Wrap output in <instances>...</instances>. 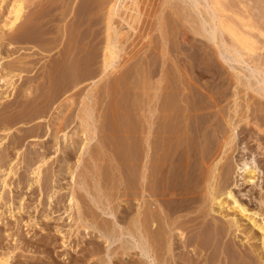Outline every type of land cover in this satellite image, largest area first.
Segmentation results:
<instances>
[{"label": "bare ground", "instance_id": "bare-ground-1", "mask_svg": "<svg viewBox=\"0 0 264 264\" xmlns=\"http://www.w3.org/2000/svg\"><path fill=\"white\" fill-rule=\"evenodd\" d=\"M55 1H63V0H0V14H1L0 16H2V19H0L1 21L0 22V108L4 112V115L0 116V132L4 133V136L0 139V146L2 145L1 142H3V140L7 138V136L9 135L10 131H12L14 125H16L18 122L27 124L35 120L40 121V119H42L47 114L48 108L52 106L54 101L55 100L57 101V98L65 95V98L63 99L65 102L59 103L60 104L58 105L59 108L57 109L58 107L57 106L54 109L55 116L54 117L52 116L50 118L48 122V126H46L47 127L46 130L50 131V134L49 132L48 134H49V139L52 140V146L56 147V151H55L56 153L58 152V150L59 151L61 150L60 145L64 143L62 153L65 157L64 159L61 158L64 161L63 162L64 166H60V167L57 166L59 167V170L57 171L58 175H55L57 181H59L60 177L63 180L65 178L64 175L67 173L70 176L71 180L73 179L75 180L74 168L76 169L79 167V164L81 165L84 163L81 161L84 157L83 156L84 154H88V156H90L94 162L90 164L91 165L93 164L92 166L93 167L95 166V168L89 167L88 162L87 161L85 162L87 163L88 170L91 168L89 172H91L92 168L96 169L95 172L99 174L98 176L100 177L102 176L103 178L102 177L101 178L103 180L105 178V180L108 181V183L106 184H109V181H111L112 178H115V176H113V174L110 173L111 170L114 168L111 169V167H113L112 165L113 163L111 164L112 166L111 165L108 166L107 163L108 158H110L112 162L114 163L116 162V164H114V167L116 168L118 174L121 175L118 177L119 179L123 180L125 174H126L125 177H127L128 174L127 172L129 170L131 171L130 172L131 175L137 176V174L135 173H139L140 166L137 164L141 162L140 159L143 158L142 152L144 150L146 151V149L148 151L151 150L152 152V155H150L151 157L150 161L148 159V162L150 163L152 162V164H150L151 166L148 164V166L151 167L148 170L152 169L150 171L152 172V174H150L148 171L149 173L148 175H151L152 177L150 179L151 180L150 190L152 191L151 194H154L155 192L154 194L155 212L152 208L151 210H148V208L146 207L147 210L145 214L143 213V215L141 216L137 213L139 216L136 218L134 217L133 224L131 225L129 224L126 228H124V231L127 234L135 235L137 237L138 242L135 245L133 244L132 247H128V245L122 243L121 246L119 247V249L122 250L121 253L122 258L123 257L126 258L128 256L127 250L133 248H141L140 254L143 256L142 247H139V245H141L147 247L151 251L152 256H154L155 263L166 264L164 259L162 258V255L165 252L166 253L171 252L172 247L175 245L174 244L175 241L177 240L181 241L179 243H182L181 247L185 249L186 244L184 238H185V234L187 233V231L185 233V230L187 229V227H189L188 225H190L189 224L190 221L185 222L186 220L182 221L183 219L181 220V218H183L184 216V219H188V220L190 219L188 218L189 217L188 215L193 214L192 210L195 207L194 205L197 202H199V198H200L201 199L200 205L195 207V208L198 207L197 213L199 215L198 214L197 215L202 217L203 220L206 219L207 217H210V219L212 220L211 223H213L212 225H214L213 228L214 227L216 228L214 229L216 230L215 233L219 230L218 228L221 226L222 228L220 229L222 231L220 232H222V236H226L230 228L233 227L235 231L242 232L244 238L246 239V242L254 241V240L259 242V244L256 243L258 245L251 243L250 253L256 258L259 264H264V208L262 209H255L253 207L250 208V205L248 207L237 197V195L229 188L228 186L229 184L227 183V180L225 178L226 177L225 175H227L228 171L226 173L219 172L220 170L223 171V162L221 161L222 164L218 166L220 159L218 161L216 160L221 151L220 150L219 152L217 151L218 155L214 156L216 154L215 152L216 150L214 149L216 145L214 147L209 142L210 140L208 142L207 140L206 142H203V140H205L204 138H206L205 136L207 135L206 134L207 131L203 132L202 129L203 128L205 129V126L207 124L206 122L208 119H210L204 112L206 110L205 107V105H207L206 103H210L208 102L209 100L205 103V100H203L204 97L202 98V96L204 95L201 96L200 89H197L200 90L199 91L200 93L194 90L196 94H193L194 92L192 93L190 92L192 94L190 96V94L188 93L189 90L186 88V92L185 90L184 92L188 93L189 96L186 94L181 95V91L176 86L178 84H173L172 80L167 82L166 80L163 79L165 82L163 86H161V82H155V85H153V83L150 82L153 77L152 76L153 74L151 75L150 73H152V71H156V69L154 68H153L154 70H150L151 72L149 74L144 73V71L146 70L140 71L139 69H134V71H132V74H134L133 75L134 79L131 81L129 80V78H131L130 77L131 73H129L127 69L129 66L126 65L127 68L126 67L125 68L127 70L121 69L122 71L121 70L118 71L117 68H115V67H119L116 66L115 63H117L116 61L118 60V58H120L121 55H123L121 53H123L128 46H131L134 43L133 42L134 40L139 39V38L136 39V37L140 36L141 38L140 34L142 32V24H144L146 17L148 16L147 15V13L149 12L148 9L153 8L151 7L152 6L151 1L133 0L134 6L132 7L131 10L132 13L129 14L125 9H123L124 7L123 5L126 2V0H86V5L78 8V9L83 8L82 11L84 12L86 18L83 16L81 17L80 15L77 18V13H76L77 10L76 11L72 10V5H71L72 3L71 1H69L65 5V8L61 11L60 17L54 18L56 16L53 15V12H55L54 10L57 8H53L52 6L54 5ZM188 1H190L189 6L197 14L199 21V27L197 30L194 31V34L207 40V42L213 43L212 45H214L215 48L213 49V51L215 50L222 60L230 61L239 66L244 65L246 69H249L250 71L249 77L254 79L255 84L249 83L247 89L252 90L253 92H255V94H257L261 98H264V63L260 62L261 56H264L262 55L264 53L259 54V52L257 51L258 47H259L258 49L264 50V48H262V46L264 45L260 47L259 46L260 43L259 41L257 42L255 37L256 33H258L260 37L264 38V30H261L255 25L252 27L248 25H244V26L238 25L237 22L234 21L235 15L232 16L233 15L232 13L231 14L228 13L229 8L226 5H224L223 3L224 0H188ZM55 5L56 6L59 5V7L60 5L62 6V4H55ZM234 8L235 7H232V9ZM60 9L61 8H58V10ZM71 11L76 13L74 15H76V18L78 20L75 23H73L74 21H71L72 23L71 24L69 23L68 26L67 24L68 21L66 22V19L71 14ZM154 12L155 9L152 11V14L150 13L151 15L148 17L152 19L154 16L153 14H155ZM137 13H139V15L141 14L140 15L141 17L138 16ZM137 16L139 18L136 21ZM236 19H238L237 16ZM238 20L241 22L240 19ZM165 21L166 20L158 18L157 30L161 34L165 33V26L167 25V24L165 25ZM98 24H102L104 27L102 38H98V36L100 35L98 31L95 32L96 30L94 31V29H91L93 26ZM125 26L127 27L125 28ZM84 27H86V29H84ZM124 29H126V31H124ZM253 32L255 33L253 34ZM178 34H179L178 40H180V42L185 44L188 40L187 33L185 31H180ZM225 36L228 37V41L225 39ZM128 37H130L129 40H127ZM125 39L127 41H125ZM168 42L170 43V40ZM2 43L4 44L6 43L7 47H11L16 44L26 43L28 47H20V48L17 47L16 49H14L13 47L12 48L13 50L11 49L12 51L11 50L4 51L5 54L3 56L2 55L3 53H1L3 52L1 51L3 45ZM254 45H255V50H254L255 52L252 51ZM21 48L28 51L33 48H36L38 53L50 54L51 52H55L57 54V57H55L54 59L49 58L48 60L49 62L51 60L52 61L49 63V67L46 66V68H48L47 78L45 77L46 73L45 75H43L45 77V78L43 77L44 80L46 81L47 79V83L45 82L47 85H44L46 87H44L42 83L41 86L40 84L36 83V81L41 77L38 76L37 78V76H32V77L27 76L28 74L32 73L34 70L37 69L36 64H38V62L41 59L42 60L44 59L45 57L43 56L44 54L41 55V57L39 56L40 58L38 60L35 59L37 57L36 56L37 54L35 53L37 52L34 53L26 52L24 54L22 53V55L21 54L17 55V53ZM133 50L134 48L132 49V51ZM31 57L34 59V61H32L33 59L30 60ZM46 65H48V62L46 63ZM179 69L181 68L179 67ZM169 73L168 74L165 73V75L166 74L169 75ZM172 73L174 74V72ZM217 73L220 72L218 71ZM221 74L223 73L221 72ZM219 75L220 74H218L217 76ZM111 76L112 78L109 80L108 78ZM88 79L91 80L92 85L87 90L85 89L86 91L83 94V96L80 98V104L78 105L77 112L75 114V118L79 122V128L78 129L76 128L77 130L74 131L70 136H68V132L66 133V131L64 132V130L67 129L71 124V114L73 112V108L76 102L74 96H66V95L72 94L75 96H80V94H82V92L84 91L81 88V86H83L81 83H85L86 80L90 81ZM200 79L201 78H199V80ZM168 80H170V78ZM101 82L105 83L104 89L107 97L110 98L111 96H113V98L111 97L113 103L111 104V106L112 105L113 106L111 107L110 104L107 103L105 108L106 111L104 110L105 112L102 114V118L100 120L101 127H99V129L101 128V130L99 131L97 130V132L102 133L101 134L102 141L100 140L101 142L99 144L98 142H96L97 145L94 142L95 145L94 149H96L97 146V150L93 153V151L91 152L90 148L93 146L94 139L95 138L97 139V137H95V134L97 133L96 132L97 127H94L95 122L92 118L96 107L95 105H97L98 103L96 104L95 101L92 103L91 100L93 97L92 95L93 90ZM183 83H185V81ZM192 83L190 85L194 84ZM197 84L198 83H196V88H197ZM42 86L43 88H41ZM79 86L81 89L79 88ZM45 88L46 91H44ZM34 91L36 92L35 94L33 93ZM191 91H193V88L191 89ZM31 96L32 98L30 99ZM13 97L19 98V102L16 98V101L18 102L16 103V105H14L15 103L10 102L11 98ZM35 100L38 101V104L43 103V105L39 108V110L37 108L36 110L34 109L32 110L31 108L33 106L29 108V106L33 104V101ZM152 101H155V108L152 107L151 109H153V111H151V113H148V115L147 114L145 115V113H143V111H145L143 110L145 108V102H152ZM18 107H20L19 110ZM15 109L17 111H15ZM30 109L31 111L28 112ZM13 111H15V113H19V115L15 114L16 117H14L15 115L13 114L10 115L9 113ZM153 114L155 115V131L152 130L150 131L151 128H148L149 131L147 132V135L145 134V139H144L143 129L145 128L143 127V125L146 123L145 124L146 127L154 126L151 125V123L153 122L151 123L149 122V119L152 117ZM143 115H145L144 118L146 117V119H143L144 121L142 125ZM246 124H248L247 121ZM240 125L241 124H239L238 126L240 127ZM35 126L36 127L33 133L30 134V136L32 137V135L34 134L33 135L34 137L35 136L40 137L39 131H41V125L39 124ZM236 127L237 126H232L230 128L231 136L227 138V140L228 139L229 140L228 141L226 140L225 146L229 144L231 137H232L231 139H234L235 136L234 130L236 129ZM26 131L29 132L27 129ZM26 131L23 130V132H25L24 134L22 131L20 132L23 135L19 137L17 141L14 140L13 142L10 141L14 144L13 146L5 147L7 148L5 150V155L4 152L3 155L0 154L1 155L0 173L3 174L2 175L3 179L1 180V188L3 189V191L0 192V203H2V201L4 200L3 198L4 189L9 186L7 183L8 182L7 179H11L15 177L17 171L20 169V164H22L19 161L22 157L18 156L20 159L16 158L15 161L13 157L10 156L8 157L9 151L7 150L10 149L12 151L14 150L16 151L17 154V150L19 149L17 148L16 150V146H18L19 144L21 145L22 139H23L22 142H24V139L30 137L26 134L27 133ZM61 132L64 133H62V135L58 137V135ZM208 133H210L209 130ZM225 135L226 134H223L222 137L225 138L226 137ZM15 137H17V135ZM15 137L13 138L16 140ZM141 138L145 140L144 142L146 143L149 142L146 144L147 146L143 145L146 148L142 147L141 149V145L145 144L143 142L141 143ZM58 139L60 140L58 141ZM212 139L213 137H211V140ZM218 139L216 138V140ZM225 139H223V141ZM214 140L215 139H213V141ZM69 141H70L69 143L70 145L68 144ZM97 141H99V139H97ZM46 142H48V139L46 140ZM40 144H42V142H40ZM214 144H216V142ZM70 147H72L71 148L72 151L74 150V152H79V156L77 155L76 162H74L73 164H70V160L72 157L71 155L72 153L69 152ZM219 148H217V150ZM257 148H259L262 151V153H264V147H261V145L258 143H257ZM230 149L231 147L229 148V151ZM26 150L32 152L30 153L29 151H27L29 152L28 155L24 151L25 154L30 157H28V159L25 161L24 159L22 160L23 162L22 165L32 175L30 182L29 183L27 182V184L29 187H31L34 184L36 186L40 185L39 183L41 181V178L43 177L42 176L44 170L43 168L47 163H49L47 161L49 160V155L46 151L42 153L38 152L39 153L38 154L31 149L27 148ZM140 154H142V156ZM139 155L141 156L140 159L137 158ZM1 157H3V159H1ZM90 157L88 160H90ZM4 158H10V159H7V161H3ZM133 158L135 160L137 158V160L140 161H138L137 163L133 161L134 160ZM1 160L3 163L5 162V164H3ZM3 167L4 169H2ZM217 167H219L220 170H218V172L216 173ZM81 168H82L81 169L82 172L79 173V177H81V179L85 178L86 180V178L89 177V174L91 175V173H88V170L86 168L85 170H87L86 172L88 173V176L86 177L87 173L83 170L84 167L81 166ZM236 168H237V173L241 172L242 174H244L242 175V179H241L243 180L244 183H247L249 185L251 184V186L255 188L259 187V181L261 179L260 170L256 166V163L252 157L247 161L242 160L239 165H236ZM126 169L128 170L127 172H125ZM136 169H138L137 172ZM144 169H147V167L143 168V170ZM122 171L124 173V176ZM112 172L114 173V175L115 174L117 175L115 171L112 170ZM141 172L143 171H141L140 169L139 174H141ZM143 173L141 175H145ZM110 174H112V178ZM92 175L95 176L97 174L94 173ZM139 176L140 175H138L137 177ZM145 177H147V175ZM101 178L99 179L98 177L97 179L101 180ZM128 178L129 180L125 178L128 181V183H125L124 185L130 184L129 183L130 180L132 182V179L134 178L136 179V177L131 178L130 174ZM147 178L149 180L150 177L148 176ZM147 178H145L146 181L144 178L142 179L143 181H145L144 183L147 182ZM125 179L123 180V182L125 181ZM135 179L133 181H135ZM137 179L138 181H136L135 184L134 183L130 184V188L133 190L136 189L137 191H140V193H142L140 188L142 187V185L140 184L141 186L140 187L138 186L139 185L138 182L140 180L139 178ZM105 180L104 182H107ZM122 180L121 181L119 180V182H122ZM114 182H116V180ZM133 184L136 185V187L138 186L139 189L133 187ZM147 184L149 185L150 181L149 183L147 182ZM111 185H114V183L109 185L110 187L114 188V186ZM143 186L145 187V184H143ZM57 189H59L57 192L55 190H54L55 192L53 191L54 192L53 196H55L54 194H58V192L63 190L60 187H58ZM111 189H109V191H111ZM146 189L148 190V188ZM145 190L143 189V191ZM137 191H132V192L138 193ZM201 192H204L203 195ZM113 193L114 192L112 190V192L110 194L108 193V195L106 196L107 197L109 196L110 199L112 200L114 199V197L111 198V196H113L112 195ZM148 193L150 194V192ZM75 197L76 196L74 195V193L68 195V204L64 205V212L67 213V218L71 220V222L72 221L75 222L74 220L75 218L73 217L75 209H77L78 214L81 213L80 206L78 204V201L76 200L77 197L76 198ZM109 197L108 200H110ZM21 201H22L21 199L18 201L17 213H19L20 210H23L24 208L23 205L21 204L22 203ZM139 201L140 200H138V202ZM191 206L194 207L190 209ZM112 210L114 212H117L118 208L113 207ZM8 213L10 217L15 216V214L17 215V213H14L11 210H9ZM1 214L2 213L0 212V221L2 219ZM214 215L219 216L222 220H224L223 221L224 224L221 223L216 224ZM194 218H192L193 220L191 219V222L194 221ZM86 221L87 222L90 221L91 225L93 224L95 229L101 232L102 237H104L106 240L107 246H109V244L112 241H120V238L122 237L121 236L122 232H118L116 226L114 227L113 225V228H111L108 226L109 224L108 225L105 224L104 221H96L93 216L90 219H86ZM196 223L194 222V224ZM206 223H208L205 224V226H207L206 233H208V230L211 229V227L208 229L210 222L206 221ZM209 232L211 233L208 234H212L213 236L214 232L212 233V230H209ZM255 232L258 233L259 235L257 236ZM198 234L199 236L197 235L196 237L197 239L199 237L197 244L204 243V242H199L200 238L202 240V237H200L201 233ZM204 234L203 237L208 236V234L205 235ZM209 237L211 236L209 235ZM205 239H209V238H203V240ZM1 240L2 239L0 237V243ZM16 242H19V240L17 241V238L15 240V243ZM20 244H22V242ZM1 245H0V249H1ZM236 245L238 246V244ZM10 248H12V250L6 248V250L2 249L0 251V264H21L22 260H20V257L16 254L15 252L16 248L15 249H13V247ZM96 249L95 250L93 249L91 254L89 253L90 260H92L94 257L96 259V254L98 251V250L96 251ZM229 250L230 249H228L229 255L230 257H232L233 253ZM246 254L248 255V253ZM249 257L250 256L245 258L246 260L242 261L241 263L252 264V261ZM31 261L33 264H42L40 260L33 259ZM24 262L27 263L26 260H24ZM100 264H102V262H100Z\"/></svg>", "mask_w": 264, "mask_h": 264}, {"label": "rangeland", "instance_id": "rangeland-1", "mask_svg": "<svg viewBox=\"0 0 264 264\" xmlns=\"http://www.w3.org/2000/svg\"><path fill=\"white\" fill-rule=\"evenodd\" d=\"M69 1H71V3H72L71 4L72 10L73 11L77 10L76 11L77 18L79 17V15L81 17L83 16L86 18L84 12L82 11L83 8L78 9L81 6L83 7L86 5V0L55 1L54 5L55 4H62L63 7L61 5H60V7H59V5H57L58 7L56 5L52 6L53 8H57L54 10L57 14L55 12H53V15L56 16L54 18L60 17L61 11L65 8V5ZM150 1H151V5H152L151 7H153V8L150 7L151 9H148L149 12L147 13V15L150 16L152 14V11L155 9V12H154L155 14H153L154 15L153 18L151 19L148 16L146 17L144 24H142V32L140 34L141 38H140V36L136 37V39H138V38L139 39L134 40L133 41L134 43L131 46L127 47V49L125 50L126 52L124 50H123L124 52L122 51L123 53H121V54H123V55H121V57H120L121 59L118 58V60L116 61L117 63H115V65L119 66V67H115V68H117L118 71L121 69L122 70L128 69L129 73H131V76H130L131 78H129L130 81L134 79L133 78L134 74H132V71H134V69H139L140 71L146 70V71H144L145 74H149L151 72L150 70L156 69V71H152V73H150L151 75L153 74L152 75L153 77H152V79L150 78L151 81L150 80L149 81L151 83H153V85H155V82H161V86H163L165 83L164 80H166L167 82L172 80L173 84H178L176 86L181 91V95L186 94L189 96V94H190V96H191L192 92H194L193 94H196L195 91L198 93L201 92L200 93L201 96L204 95V96H202V98L204 97L203 100H205V103L208 100H209L208 102H210V103H206L207 105L204 104L206 107V110L204 112L208 116V118H210V119L207 120V122H206L207 124L205 126V129L204 128L202 129L203 132L207 131V133H206L207 135L205 136L206 138H204L205 140H203V142H206V140L208 142L210 140L209 142L214 147L216 145V147L214 148L216 150L215 151L216 154L214 156L218 155L219 150L221 151L216 161H218L220 159L218 166L220 164H222V162H223V171H221L219 169V167H217L216 173L218 172V170H220L219 172H222V173H226L228 171L227 175H225L226 176L225 178L227 180V183L229 184L228 185L229 188L237 195V197L243 203H245L248 207L250 205V208H252V207L255 209L264 208V153H262V151L259 148H257V143L260 144L261 147H264V98H261L260 96L255 94V92H253L252 90L247 89V86L249 83L255 84L254 79L249 77V73H250L249 69H246V67L244 65L239 66V65L232 63L230 61L222 60L219 57V55L217 54V52L215 50L213 51V49H215L214 45H212L213 43L207 42V40H205L202 37L194 34V31L197 30L199 27V21H198L197 14L189 6L190 1H188V0H150ZM153 1H155V2H153ZM75 3L77 4V6ZM223 3H224V5H226L229 8L228 13H230V14L232 13L233 14L232 16L235 15L234 21L237 22L238 25H241V26L242 25L243 26L248 25L251 27L255 25L258 28H260L261 30H264V0H224ZM232 3H233V5H232ZM123 6H124L123 9H125L127 11V13H129V14L132 13L131 10H132V7L134 6L133 0H126V2L124 3ZM232 7H235V8L232 9ZM58 8H61V9L58 10ZM75 8H77V9H75ZM78 10H81L82 13H81V11H78ZM73 11H71V14L66 19V22L68 21V23H67L68 26H69V23L70 24L72 23L71 21H74L73 23H75L78 20L76 18V15H74L76 13H74ZM137 15L140 16L141 14L139 15V13H137ZM138 16L136 18V21L139 18ZM236 16L238 19L241 20V22L238 19H236ZM158 18L166 20L165 25L166 24L167 25L165 26V33L164 34H161L157 30ZM0 19H2V16H0ZM257 23H258V25H257ZM126 27L127 26H125V28ZM84 29H86V27H84ZM91 29H94V31L96 30L95 32L98 31V33L100 34L98 36V38H102L103 29H104L102 24L95 25ZM145 30L146 31L148 30V31L146 32ZM124 31H126V29H124ZM180 31H185L187 33L188 40L185 44L180 42V40H178V35H179L178 33ZM254 33L255 32H253V34ZM255 37H256L257 42L259 41L260 47L262 45H264V38L260 37L258 35V33H256ZM129 39H130V37L127 38V40H129ZM225 39L228 41V37L225 36ZM127 40L125 39V41H127ZM169 40H170V43L168 42ZM168 43H169V46H168ZM2 44L3 45H2L1 51H3V52H1V53H3L2 54L3 56L5 54L4 51H6V50L10 51L13 47H14V49H16L17 47L18 48L28 47V45H26V43L16 44V45H13L11 47H7L6 43L5 44L2 43ZM133 48H134V50L132 51ZM258 48H257V51L259 52V54L264 53V50L258 49ZM262 48H264V46H262ZM3 49H5V50H3ZM21 49L19 50L17 55L18 54L22 55V53L24 54L26 52L27 53L37 52L36 48H33L29 51L22 49L23 52ZM254 50H255V45L253 46L252 51L255 52ZM35 54H37L36 55L37 57L35 59L38 60L41 57V55H43L44 53H38L37 52ZM262 55H264V54H262ZM43 56H45L44 59L43 60L41 59L38 62V64H36L37 69L34 70L32 73L27 75L30 77H32V76H37V78H38V76L41 77L36 81V83L40 84V86H41V83L43 84V86L47 85L46 84L47 79H46V81L44 80L45 77L47 78V74H48V68H46V66L49 67V63L52 61L51 60L49 62L48 61L49 58L54 59L55 57H57V54L55 52H51L50 54H44ZM33 58H34V56H33ZM33 58L31 57L30 60ZM125 60H127V61H125ZM32 61H34V59ZM43 61H44V63H43ZM47 62H48V65H46ZM260 62L264 63V56H261ZM212 63H214V64H212ZM126 65L129 67L127 68ZM179 67L181 69H179ZM44 69L46 70V72ZM198 69H200V70H198ZM216 69H218V70H216ZM182 70H184V71H182ZM41 71H42V73H41ZM164 71L167 74L169 72H171V73H169V75H171V76L166 74L167 75V77H166ZM216 71L217 72L219 71L220 73H217ZM172 72H174V74ZM221 72L223 74H221ZM45 73H46V75H45ZM41 74H42V76H41ZM218 74H220L221 76L220 75H219L220 77L217 76ZM43 75H45V77ZM111 78H112V76L109 77L108 79L110 80ZM169 78H170V80H168ZM199 78H201V79L199 80ZM88 80H90V79H88ZM187 80H189V81H187ZM184 81H185V83H183ZM191 83L193 85H190ZM196 83L199 84V85L197 84V88H196ZM81 84L83 85V86H81V88L84 91L82 92V94H80V96H75L72 94L66 95V96H74L75 102H76L74 105V108L72 106L73 112L71 114V124L69 125V127L67 129L64 130V132L65 131H66V133L68 132V136H70L74 131H76L79 128V122L75 118V114L77 112L78 105L80 104V98L83 96L85 91L88 88H90L92 85L91 80L90 81L86 80L85 83H81ZM188 85L191 87H189ZM43 86L41 88H43ZM104 86H105V83L101 82L96 86V88L92 92V95H93L92 100H91L92 103L94 101L96 102V104L98 103L97 105H95L96 107H95V111L93 113V118H92L95 122L94 127H97L96 132H97V130L98 131L101 130V128L99 129V127H101L100 126L101 125L100 120L102 118V114L106 111L105 108H106L107 103H109L110 106H111V104H113L112 100H111V97L113 98V96H111L110 98L107 97V95L105 93ZM198 86H199V88H198ZM214 86H215V88H214ZM44 87H46V86H44ZM79 88H80V86H79ZM186 88L189 90L188 91L189 94L185 93ZM192 88H193V91H191ZM197 89H200L201 91L197 90ZM184 90H185V92H184ZM213 90H214V92H213ZM44 91H46V88ZM33 93L35 94L36 92L34 91ZM253 96H254V98H253ZM13 98H11L10 102L15 103L14 105H16V103L19 102V98H17V97H13ZM16 98H17L18 102L16 101ZM31 98H32V96L30 97V99ZM64 98H65V95L57 98V101L55 100L56 102L54 101L52 106L48 108L47 114L43 117L44 119L42 118V119H40V121L35 120V121H33L31 123H27V124H24L22 122H18L16 125H14L12 131H10L7 138H5L3 140V142H1L2 145L0 146V154L3 155V152H4V155H5V150L7 149L5 147L6 146H13V144H14V143H12L13 140L17 141L18 138L21 137L25 133V132H23V130L26 131V129H27L29 132L26 131L27 132L26 134L28 136H30V134L33 133V131L36 127L35 125L40 124L41 125V131H39L40 137H38V136L34 137L33 136L34 134H33L32 137L30 136L27 139H24V142H22L23 141V139H22L21 145L19 144L18 146H16V150H17V148L19 149V150H17L18 155L16 154V151H14V150L12 151L9 148L10 150H7V151H9V152L11 151V152L10 153L8 152V157L9 156L13 157V159H15V161H16V158L18 159L19 158L18 156H20L22 158L21 159L19 158L20 159L19 161L23 164L22 160L24 159V161H25L28 159V157H30V156H28L29 155L28 153L30 151L26 150L28 148V149L34 150L36 153H38V152L42 153V152L46 151L49 155V160H47L49 163H47L45 165V167L43 168L44 169L43 173H42L43 177L41 178V181L39 183L40 185L36 186L34 184L31 187L28 186L27 182L28 183L30 182L32 175L30 174V172L28 170L25 169V167L22 164H20V169L17 171V174H16L17 177L19 176L18 179L16 176L11 178V179H7V181H8L7 183L9 186L4 189V193H3L4 200L2 201V203H0V212L4 215L3 216L1 214L2 219L0 221V237L2 239L1 243H0V245L2 244L0 251L2 249L6 250V248H8L9 250H12V248H10V247H13V249H15V248L17 249L20 247L17 250L15 249V252L20 257V260H22L21 264H29V263L31 264L32 263L31 260H33V259L40 260L42 264H49V263H51V264H100V262H102V264H127V263L128 264H157V263H155V259H154V256H152L151 251L145 246L139 245V247H142L143 256L140 254L141 248H133V249L127 250L128 256L126 258L121 257L122 250L119 249V247L121 246L122 243L128 245V247H132L133 244L135 245L138 242L137 237L135 235H129L124 231V228H126L129 224L130 225L133 224L134 217L136 218L139 215L142 216L143 213L145 214L147 208H148V210H151V208H152L155 212V195H154L155 192H154V194H151L152 191L150 190L151 189V180L150 179L152 177H151V175H148L149 173L152 174V172H150L152 169L148 170L151 168L150 164H152V162L151 163L148 162V159L150 161V158H151L150 155H152L151 150L148 151L146 149V151L145 150L143 152L140 151L143 154V158L140 159L142 154H140L141 156L139 155L137 157L141 160V162H139V163H138V161H140V160H137V158L135 160L133 158L134 159L133 161L137 162L138 163L137 165L140 166L141 171L145 172L147 170L145 173L141 172V174L143 173L145 175H141V174H139L140 169L138 166L139 173H135V174H137V176L140 175L141 178H140V176L137 177V176L131 175V173H130L131 171L130 170L128 171L127 169H126V171L123 170L125 172L128 171L127 177H125L126 174L124 176V173L122 171L123 176H124V178L122 176L123 180L125 178H127V180H129V178H128L129 174H130L131 178L132 177H136V179L139 178V180L141 182L143 181L142 180L143 178L145 179L148 176L150 177L149 180L147 178V182L149 183V181H150V184H149L150 186L147 184V182L144 183L146 181V179L142 183L140 181L138 182L139 185L138 184L137 185L139 187L142 185V187H140L142 193H140V191H137L135 189V188L139 189L138 186L136 187V185H134L135 182L138 181V179L136 180L134 178L135 181H133L134 179H132V182H131V180L129 181L130 184L134 183L133 187H135L134 188L135 190L130 188V184L124 185L125 183H128V181L125 179L126 182L125 181L123 182L122 179L118 178L121 175L118 174L116 168L114 167V164H116V162L115 163L112 162L110 158H108L107 163H108V166H110L113 163L112 164L113 167H111V169L114 168L112 170L115 171L117 173V175L116 174L114 175L112 170L110 173H112L116 179L112 178V174H110V175H111V178L113 180L114 179L116 180V182H114L115 180L113 181L111 179V181H109V184H106V183H108V181L105 180V178H104V180L107 181V182H104V180L102 179L103 177L101 176L102 177L101 178L100 176H98L99 174L97 172H95L96 169H93V168H95V166L93 167L92 166L93 164L92 165L90 164L93 162V160L90 156H88V154H84L83 155L84 157L81 160L82 162H84L83 164H85L86 166L83 164H81V165L79 164L78 168H76V169L74 168L75 180L74 179L71 180L70 176L67 173L64 175L65 178L63 180L60 177L59 181H57V178L55 175H58L57 171L59 170V167L64 166L63 159L65 156L62 153L64 143L60 145L61 150L60 151L58 150V152L56 153L55 152L56 147L52 146V140L49 139L50 131L46 130V128H47L46 126H48V122H49L50 118L52 116L53 117L55 116L54 109L58 105H60L59 103L65 102L63 100ZM205 98H207V99H205ZM110 101H111V103H110ZM113 101H114V99H113ZM211 102H212V104H211ZM34 103H35V105H34ZM42 105H43V103L38 104V101L35 100V101H33V104H31L29 106V108H31V106H33L31 108L32 110L33 109L36 110V108L39 110V108ZM98 106H99V108H98ZM149 107H150V110H149ZM152 107L155 108V101L145 102V108L143 109L145 111H143V113H145V115L146 114L148 115V113H151V111H153V109H151ZM19 108L20 107H18V110H19ZM58 108H59V106L57 107V109ZM16 109H15V111H17ZM31 109L28 112H30ZM57 109H56V111H57ZM15 111L10 112L9 114L10 115H12V114L13 115H15V114L19 115V113H15ZM0 112H1L0 116H3L4 112L1 108H0ZM145 115L142 116V125H143V121H144L143 119H146V117L144 118ZM243 115H245V116H243ZM14 117H16V115ZM147 117H149V116H147ZM151 118H150L151 121L149 119V122L150 123L153 122V123H151V125H154V126H152V127L147 126L146 127V125H145L146 123L144 122L145 123L143 125V127L145 128V129H143L144 139H145V134L147 135V132L149 131L148 128H151L150 131L151 130L155 131V115L153 114ZM246 121L248 122V124H246ZM94 122H93V124H94ZM218 122H219V124H218ZM239 124H241L240 127L238 126ZM231 125L237 126L236 129L234 130L235 136H234V139H231L232 138L231 137L229 144H227L225 146L227 138L229 136H231V131H230V128L232 127ZM219 126H220V128H219ZM20 128H21V131L23 132V134L20 133L21 132ZM146 129H148V130H146ZM18 130H19V133H18ZM208 130L210 131V133H208ZM45 132H46V134H45ZM48 132H49V134H48ZM64 132H61L58 135V137H60L62 135V133H64ZM213 133H214V135H213ZM101 134L102 133H99V132H97L95 134V137H97V139H99V141H97V139L95 138L93 141V146H92L93 148L90 146L91 152L93 151V153L97 150V146H96V149H94V147H95L94 142H95V144H96V142H98V144H99L102 141V135ZM209 134H211V135H209ZM223 134H226L225 135L226 139L224 137H222ZM16 135H17V137H15ZM3 136H4V133L0 132V139ZM208 136H210V137H208ZM13 137H15L16 140ZM211 137H213V139H215V140L214 141H213V139L211 140ZM214 137H216L217 139L219 138V139L216 140V138H214ZM74 138H75V136H74ZM47 139H48V142H46ZM144 139L141 138V143L142 142L145 143V144L141 145V149H142V147L147 146L146 144L149 143V142H147V143L144 142L145 141ZM223 139H225V140L223 141ZM59 140L60 139H58V141ZM10 141H12V142H10ZM212 141L214 143L216 142V144H214ZM218 141H220V142H218ZM40 142H42V144H40ZM221 142H222V144H221ZM6 143H8V144H6ZM69 143H70V141L68 142V144ZM230 147H231V149L229 151ZM47 148H48V150H47ZM71 148L72 147H70V150L72 151ZM144 148H146V147H144ZM217 148H219V149L217 150ZM58 149H59V147H58ZM1 150H2V153H1ZM70 150H69V152L72 153L70 164H73L74 162H76L77 155L79 156V152H74V150L71 152ZM24 151L28 155H26ZM27 151H29V152H27ZM30 153H32V152H30ZM14 154H16V155H14ZM225 156H227V157H225ZM89 157H90L91 162H90V160H88ZM248 157H249V159L251 157L254 159L256 166L260 170L261 179L259 181V187L258 188L252 187L251 184L249 185L247 183H244L243 180H241L242 175H244V174H242L241 172L237 173L236 165H239L242 160H246V161L249 160ZM61 158H63V159H61ZM1 159H3V157H1ZM7 159H10V158H4L3 161H7ZM86 161L88 162L89 167H93L92 170L94 171L95 174H97V175H95L97 177L92 175V174H94L92 170H91V172H89L91 168L88 170L87 163H85ZM109 161H111V162H109ZM1 162H2V160H1ZM82 162H80V163H82ZM3 164H5V162ZM140 164H142V165H140ZM148 164L150 166H148ZM57 166H59V167H57ZM81 166L84 167L83 170L85 172L88 170V173H91V175L89 174V177H87L88 173L86 172L87 175L85 173V175L87 177L86 180H85V178L84 179L82 178L83 179L82 180L81 177H79V173L82 172ZM47 167H49V168H47ZM146 167H147V169H144L145 170L144 171L143 168H146ZM86 168H87V170H85ZM226 168H227V170H226ZM2 169H4V167ZM109 169H110V167H109ZM138 169H136V172ZM224 169H225V171H224ZM148 171H149V173H148ZM2 175L3 174L0 173V192L3 191V189L1 188V180L3 179ZM146 175H147V177H145ZM142 176H143V178H142ZM227 176H228V178H227ZM98 177H99V179L101 178L102 181L97 179ZM119 180L120 181L122 180L123 183L119 182ZM110 182H112V183H110ZM55 183H56V185H55ZM113 183H114V185H111V186H114V188L109 186L110 184H113ZM143 184H145V187L148 188L149 191L143 186ZM126 186L129 187L130 189L127 188ZM56 187L57 188L60 187L63 190L58 192V194H54L55 196H53V193L55 191L57 192L59 190ZM109 189H111V191H109ZM143 189L144 190L146 189V190L143 191ZM98 190H100V191H98ZM112 190L114 193L112 194L113 196H111V198L114 197V199L111 200L110 197L108 196L110 199V200H108V197L106 195H108V193L110 194L112 192ZM129 190L131 192L137 191L138 193L134 192L135 194H137V195H135L133 192L131 193ZM101 192H102V194H101ZM148 192H150V194ZM71 193H74V195L77 197L76 200L78 201V204L80 206V212H81L78 214L77 209L74 210L75 216L73 215V217L75 218L74 219L75 222H73V221L71 222V220H69L67 218V213L64 212V205L68 204V195H70ZM130 193L132 194V196ZM201 193L203 195L204 192H201ZM153 195H154V197H153ZM260 195H261V197H260ZM150 196H151V198H150ZM128 197H129V199H128ZM20 199L22 200L21 204L23 205L24 208H23V210H20L19 213H17L18 212V210H17L18 201ZM138 200H140V201L138 202ZM200 203H201V199L199 198V202H197L194 206L196 207V206L200 205ZM139 205H140V208H139ZM194 206H191L190 209H192ZM113 207L118 208V211L114 212L112 210ZM195 207L192 210L193 214L188 215L189 216L188 218H190L189 220L184 219V216H183V218H181V220L183 219L182 221H185V220H186L185 222L190 221V223H189L190 225H188L189 227H187V229L185 230V233L187 231V233L185 234V238H184L185 244H186L185 249H183L181 247L182 243H179L181 241H179V240L175 241V243H174L175 245L174 244H173L174 246L172 245L173 247L171 249V252L170 253L165 252L162 255V258L164 259L166 264H211V263H213V264H242L241 262L246 260L245 258H247L248 256H250L249 258L251 259L252 264H259L258 261L256 260V258L250 253L251 243L258 245L259 242H257L256 240L246 242V239L244 238V235L242 234V232L235 231V229L233 227L230 228V230L226 236H222V232H220V231H222L220 229L222 227L220 226L218 228L219 230L217 229L219 231V232L218 231L216 232L218 234L217 235L215 233L216 230H214L216 228L215 227L213 228L214 225H212L213 223H211L212 220L210 219V217H207L206 219L203 220L202 217L198 216L199 215L197 213L198 207L197 208H195ZM9 210L13 211L14 213H17V215L15 214V216L10 217L9 213H8ZM138 210H139V212H138ZM135 215H137V216H135ZM19 216H20V218H19ZM92 216L94 217V219L96 221H104L105 224H107V225L109 224L108 226L111 228H113V225H114V227L116 226V229L118 230V232H122V234H121L122 237L120 236L122 239L120 238V241H112L109 244V246H107L106 240L104 237H102L101 232H99L97 229H95L93 224L91 225L90 221L89 222L86 221V219H90ZM194 217H196V218H194ZM192 218H194L193 222H191ZM218 218H220V217L215 216L216 224H220V223L224 224V222H223L224 220H222L221 218L220 219H218ZM15 221H17V222H15ZM206 221L210 222L208 229L211 227V229H209V230H212V233L214 232L213 236H212V234H208V233H211V232H209V230H208V233H206L207 232V228H206L207 226H205V224H208V223H206ZM194 222L195 223L197 222V223L194 224ZM202 228H203V230H202ZM198 233H201L200 237H202V240L200 238L199 242H204V243L207 242L206 244H204V243H201V244L198 243L197 244L199 237H198V239L196 237H197V235L199 236ZM202 233L208 234V236L206 235L207 237H203ZM256 234H257V236L259 235L258 233H256ZM209 235L211 237H209ZM191 237H192V239H191ZM16 238H17V241L19 240V242L15 243ZM203 238H209V239L203 240ZM49 241H51V242H49ZM219 241H221V242H219ZM21 242H22V244H20ZM256 243H258V244H256ZM236 244H238L239 248ZM227 245H228V247H227ZM229 246L230 247L232 246V247L230 248ZM226 248H227V250H226ZM93 249L94 250L96 249V251L98 250L97 254H96V259L94 257L93 258L94 260L93 259L90 260L89 253L91 254ZM228 249H230L229 251H231L233 253L232 257L234 259L232 257H230ZM239 250L240 251L242 250V251L240 252ZM245 252L248 253V255ZM83 254H84V256H83ZM24 260H26L27 263L24 262Z\"/></svg>", "mask_w": 264, "mask_h": 264}]
</instances>
